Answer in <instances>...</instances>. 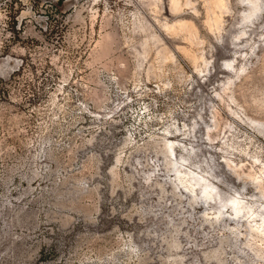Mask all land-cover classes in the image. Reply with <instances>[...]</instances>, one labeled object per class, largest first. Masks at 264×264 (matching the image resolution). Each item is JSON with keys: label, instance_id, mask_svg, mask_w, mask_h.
<instances>
[{"label": "rangeland", "instance_id": "1", "mask_svg": "<svg viewBox=\"0 0 264 264\" xmlns=\"http://www.w3.org/2000/svg\"><path fill=\"white\" fill-rule=\"evenodd\" d=\"M0 264H264V0H0Z\"/></svg>", "mask_w": 264, "mask_h": 264}, {"label": "bare ground", "instance_id": "2", "mask_svg": "<svg viewBox=\"0 0 264 264\" xmlns=\"http://www.w3.org/2000/svg\"><path fill=\"white\" fill-rule=\"evenodd\" d=\"M243 2H246L247 0H242ZM257 5V4H256ZM256 5H252V9H251V15H253L254 13V10L256 9ZM251 15H247V18H249ZM167 148H168V151H170V150H172V146L171 145H168L167 146ZM209 197H208V194H207V191L205 190V191H203V193H202V200H203V202H208V199ZM233 203L235 204V201H233ZM234 205H232V207H233ZM233 216H238L239 215V211L236 209L235 211H234V213L232 214Z\"/></svg>", "mask_w": 264, "mask_h": 264}]
</instances>
